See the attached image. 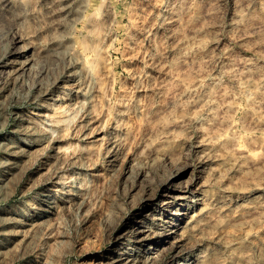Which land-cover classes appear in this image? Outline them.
Instances as JSON below:
<instances>
[{
    "label": "rangeland",
    "instance_id": "1",
    "mask_svg": "<svg viewBox=\"0 0 264 264\" xmlns=\"http://www.w3.org/2000/svg\"><path fill=\"white\" fill-rule=\"evenodd\" d=\"M0 264H264V0H0Z\"/></svg>",
    "mask_w": 264,
    "mask_h": 264
},
{
    "label": "bare ground",
    "instance_id": "2",
    "mask_svg": "<svg viewBox=\"0 0 264 264\" xmlns=\"http://www.w3.org/2000/svg\"><path fill=\"white\" fill-rule=\"evenodd\" d=\"M26 58H27V60H25V61H23L24 63H26V65L24 66V70H25V68L30 64V61H31V58H33L32 57V55H29V56H27L26 55ZM23 140V139H22ZM24 141V140H23ZM140 232H144V231H140Z\"/></svg>",
    "mask_w": 264,
    "mask_h": 264
}]
</instances>
